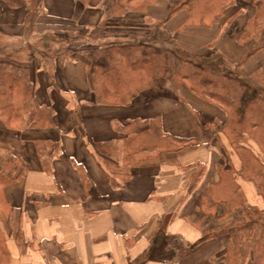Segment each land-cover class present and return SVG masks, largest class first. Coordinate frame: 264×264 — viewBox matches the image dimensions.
<instances>
[{"label": "crops", "instance_id": "crops-1", "mask_svg": "<svg viewBox=\"0 0 264 264\" xmlns=\"http://www.w3.org/2000/svg\"><path fill=\"white\" fill-rule=\"evenodd\" d=\"M107 2L40 0L32 21L29 5H0V34L11 41L0 50L15 51L1 54L15 57L32 98L53 117L50 128L21 130L0 120V165L14 164L11 181L0 183V264H264V155L253 146L259 152L253 167L261 173L250 171L225 136L220 107L167 80L128 105L99 104L89 84L91 51L49 57L53 35H64L66 45L68 32L104 24ZM240 3L204 26L189 23L186 8L171 15V1L156 0L119 17L135 19L126 32L102 31L99 47L84 44L100 53L156 34V45L209 58L222 73L264 90V27L245 32L254 9ZM151 120L189 142L142 146L126 156V139H139L149 126H136ZM245 141L242 150L246 135ZM230 185L242 205L228 214Z\"/></svg>", "mask_w": 264, "mask_h": 264}, {"label": "trees", "instance_id": "trees-1", "mask_svg": "<svg viewBox=\"0 0 264 264\" xmlns=\"http://www.w3.org/2000/svg\"><path fill=\"white\" fill-rule=\"evenodd\" d=\"M138 1L140 0H112L110 9L116 17H121L124 11L136 9ZM169 1L171 15L180 8H186L189 11V23L195 22L204 26L218 20L223 12L236 2V0ZM247 2L254 9L245 29L248 33L264 27V0ZM103 30L104 24H101L98 28L78 31L77 34L92 35L98 39ZM62 37L64 39V35L60 36ZM99 58L100 62L92 63L89 68V84L97 103L111 106L128 105L143 90L149 88L160 90L163 80L174 83L175 86L184 85L198 97L214 103L225 112L227 116L224 125L225 136L233 148L239 151V156L244 162L250 164V171L253 168L254 172L261 173L260 169L253 165L258 161L256 156L259 152L264 155V90L249 86L237 76L222 73L211 59L191 55L179 47L163 50L141 43L114 45L101 50L100 53L92 52L88 61L91 64V61ZM11 62L13 64L14 61ZM172 62H176V65H172ZM14 66L12 67L14 71L0 73V120L7 127L14 125L16 130H21L25 125L31 128H50L53 126L52 112L49 108H40L36 104L32 98V87L25 79L26 75ZM145 126L149 127L138 134L141 135L139 139L135 137L126 139V156H130V153L135 154L142 146L151 149H170L189 142L163 133L158 120H151L150 125L146 122L144 126L136 127ZM245 135L250 138L247 144L250 150L248 148L242 150L243 147L240 146L241 142L246 143ZM253 146L260 151L254 152ZM42 147L37 144L38 154H41ZM11 165H14L13 159H5L0 165V183L11 181L12 172L8 171ZM222 205L226 206V203L223 202ZM237 209H241V206ZM237 209L232 208L233 212ZM230 211L228 208L227 213ZM153 254L151 250L150 255Z\"/></svg>", "mask_w": 264, "mask_h": 264}, {"label": "rangeland", "instance_id": "rangeland-1", "mask_svg": "<svg viewBox=\"0 0 264 264\" xmlns=\"http://www.w3.org/2000/svg\"><path fill=\"white\" fill-rule=\"evenodd\" d=\"M154 1L156 0H140L138 1V5L136 6V9L135 10H138L140 12V10H143L145 8L146 5L150 4V3H153ZM243 3H240L241 5H248L249 6V3L247 1L249 0H242ZM109 2V3H108ZM107 2V5H111V2L112 0L108 1ZM236 3V2H235ZM29 5V14L26 16L27 17V21H32L33 20V17L35 15V13L38 11L39 9V6H40V0H0V5L3 6L4 8L5 7H9V8H12V9H18L24 5ZM128 11V10H127ZM127 11H124L125 13L122 15L124 16L125 14H127ZM130 21H135V19H119V17H116V15L113 13L112 14V11H110L109 13H107V16L105 18V21H104V32H107V35L111 34H120V32H123L124 31L126 32V23L130 22ZM128 26V25H127ZM2 35L0 34V49H1V46L3 45H7L9 44L10 45V42L8 43V39H3L1 37ZM67 41L64 40L66 43V45L63 43V41H61L60 39V36L58 35H53V38L55 39H52L53 42H50L51 44L48 45L49 47V50L47 51L48 52V55L50 58L53 59L54 56H56L57 54L58 55H61L63 58H71V57H74L77 55V53H80L81 50L84 51H91V54L92 52H94V47H89L87 45L84 44V42H87L89 43L90 45H95V47H99V45L97 46L96 44L100 42H103V39L100 38L101 41L97 42V38L93 37L92 35H85V36H79L77 34V32H68L67 35ZM70 37V38H69ZM99 38V37H98ZM160 37L156 34H151L150 36H143L142 39L140 40L143 41V42H146L148 44H150L149 46H153V47H156V48H159V49H163V50H167L163 47L165 46H161V44L159 45H156L155 43L160 41ZM107 41V40H106ZM142 42V43H143ZM49 43V41H48ZM141 43V44H142ZM136 44H140L139 42L136 43ZM69 45V46H67ZM12 47H14V45H11V47H9L8 49H2L0 50V73L2 71H14L13 70V64L15 62V57L11 55V58L10 60H8L5 56H3L2 51H5L6 53H14L15 51H12ZM174 48V47H173ZM173 48H169L168 50H171ZM71 53V54H70ZM73 53H74V56H73ZM96 57V56H95ZM98 57V56H97ZM100 59H95L94 61H91V66L93 65L92 63H99L100 62ZM11 61H14L13 64ZM176 62H172V65H174ZM176 65V64H175ZM15 67V66H14ZM18 69V67H16ZM22 70V69H21ZM19 70V71H21ZM18 73V71H17ZM18 74H21V72H19ZM225 74H228V73H225ZM263 80H264V77H263ZM171 85H175L174 83ZM259 155V153H258ZM229 187V186H228ZM219 196L218 197H224V186H219ZM229 193H233V200L232 202H229L228 204V208L232 209L234 207H237L238 206H241L242 205V200H241V197L236 194H238V191L236 190L235 186H231L229 187ZM225 209V208H224ZM212 263L214 264H220V260H210ZM237 261L238 264H243L245 260H234V262ZM193 262V260H187V264H191ZM205 263V262H203ZM209 264V263H207ZM223 264H226L225 262ZM227 264H230L229 261L227 262ZM246 264V263H244Z\"/></svg>", "mask_w": 264, "mask_h": 264}]
</instances>
